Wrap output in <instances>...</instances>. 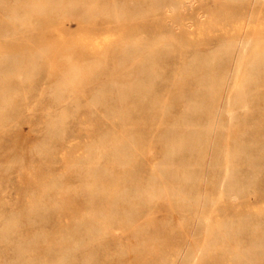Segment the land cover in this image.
Returning <instances> with one entry per match:
<instances>
[{
	"label": "rangeland",
	"instance_id": "374dc122",
	"mask_svg": "<svg viewBox=\"0 0 264 264\" xmlns=\"http://www.w3.org/2000/svg\"><path fill=\"white\" fill-rule=\"evenodd\" d=\"M0 264H264V0H0Z\"/></svg>",
	"mask_w": 264,
	"mask_h": 264
},
{
	"label": "bare ground",
	"instance_id": "6f19581e",
	"mask_svg": "<svg viewBox=\"0 0 264 264\" xmlns=\"http://www.w3.org/2000/svg\"><path fill=\"white\" fill-rule=\"evenodd\" d=\"M228 114L231 115V116L233 115V111H232L231 108L228 109Z\"/></svg>",
	"mask_w": 264,
	"mask_h": 264
}]
</instances>
